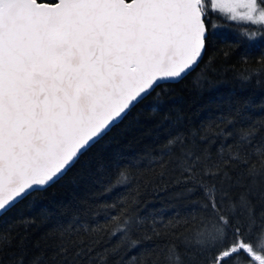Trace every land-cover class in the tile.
Listing matches in <instances>:
<instances>
[{
    "label": "snow or ice",
    "instance_id": "6c2138e0",
    "mask_svg": "<svg viewBox=\"0 0 264 264\" xmlns=\"http://www.w3.org/2000/svg\"><path fill=\"white\" fill-rule=\"evenodd\" d=\"M210 13L264 38V0H0V251L13 246L21 203L63 179L162 83L195 71L218 27ZM257 63L243 80L264 78ZM126 163L90 192L98 219L60 226L52 264L121 253L118 264H264V122L230 110L202 134L169 132L147 165ZM166 186H180L189 205L169 220L141 213L143 193ZM12 259L48 257L29 258L21 239Z\"/></svg>",
    "mask_w": 264,
    "mask_h": 264
},
{
    "label": "trees",
    "instance_id": "16d2710c",
    "mask_svg": "<svg viewBox=\"0 0 264 264\" xmlns=\"http://www.w3.org/2000/svg\"><path fill=\"white\" fill-rule=\"evenodd\" d=\"M210 16L218 27L209 31L204 56L195 71L178 83L157 87L91 147L63 179L34 192L10 214L13 246L0 251V264H15L12 256L21 239L27 245L29 258L44 255L48 257L46 264H52L51 248L61 225L67 228L75 220L88 224L98 219L90 192L115 162H125L129 168L127 161L147 165L169 132L202 134L230 110L233 118L239 112L264 122V78H241L245 69L258 68L257 62L264 59V38L252 40L244 36L255 26H242L214 13ZM139 170L147 171V167ZM182 191L180 186L148 189L139 211L159 213L169 220L190 203ZM7 226L0 224V232ZM120 255L109 256L108 264H118Z\"/></svg>",
    "mask_w": 264,
    "mask_h": 264
},
{
    "label": "water",
    "instance_id": "95a60500",
    "mask_svg": "<svg viewBox=\"0 0 264 264\" xmlns=\"http://www.w3.org/2000/svg\"><path fill=\"white\" fill-rule=\"evenodd\" d=\"M203 56H204V54H203ZM203 56H202V58H203ZM202 58H201V60H202ZM201 60H200V62H201ZM200 62H199V64H200ZM198 64V65H199ZM198 67V66H197ZM196 67V68H197ZM196 70V69H195ZM188 76V75H187ZM186 77V76H185ZM184 77V78H185ZM184 78H182V79H180L178 82H180L181 80H183ZM178 82H164V83H162L161 85H163V84H175V83H178ZM120 123V122H119ZM48 188V187H47ZM46 189V188H45ZM44 190V189H43ZM39 191H41V190H39Z\"/></svg>",
    "mask_w": 264,
    "mask_h": 264
}]
</instances>
